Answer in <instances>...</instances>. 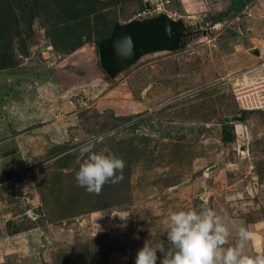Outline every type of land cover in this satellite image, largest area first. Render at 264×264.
<instances>
[{
    "label": "rangeland",
    "instance_id": "374dc122",
    "mask_svg": "<svg viewBox=\"0 0 264 264\" xmlns=\"http://www.w3.org/2000/svg\"><path fill=\"white\" fill-rule=\"evenodd\" d=\"M45 2L64 37L92 43L58 54L42 20L31 25L18 0H0V78L9 82L0 90V264H134L145 241L167 248L171 211L202 207L228 226L226 247L243 225L246 252H264V112L240 111L223 79L249 64L241 51L264 54V0L239 13L228 11L243 0H96L83 13ZM161 13L184 22L185 46L143 55L110 79L101 29ZM83 143L122 158L123 178L99 193L78 186Z\"/></svg>",
    "mask_w": 264,
    "mask_h": 264
},
{
    "label": "clouds",
    "instance_id": "9594fccd",
    "mask_svg": "<svg viewBox=\"0 0 264 264\" xmlns=\"http://www.w3.org/2000/svg\"><path fill=\"white\" fill-rule=\"evenodd\" d=\"M92 143H83L78 151L86 158L75 172L78 186L90 193H99L106 183H118L125 163L107 148L93 151ZM53 163V161H49ZM167 248L155 249L145 241L134 264H157V252L163 254L160 264H264V252H246L250 231L243 225L236 230L234 244H228L230 230L212 208L171 211L163 221Z\"/></svg>",
    "mask_w": 264,
    "mask_h": 264
},
{
    "label": "water",
    "instance_id": "95a60500",
    "mask_svg": "<svg viewBox=\"0 0 264 264\" xmlns=\"http://www.w3.org/2000/svg\"><path fill=\"white\" fill-rule=\"evenodd\" d=\"M183 26L182 20L166 13L115 25L110 36L97 45L101 68L110 79H114L143 55L183 48ZM249 53L258 58L262 56L257 48L250 49ZM238 147L244 149L242 145Z\"/></svg>",
    "mask_w": 264,
    "mask_h": 264
},
{
    "label": "trees",
    "instance_id": "16d2710c",
    "mask_svg": "<svg viewBox=\"0 0 264 264\" xmlns=\"http://www.w3.org/2000/svg\"><path fill=\"white\" fill-rule=\"evenodd\" d=\"M18 1H19L20 10H22L25 13L31 25H32V22H34L36 18L42 20L43 27L47 31V36L51 41V45L58 54L63 53L64 51H67V53H72L75 50H77L80 46H83L88 43H92V41L88 38L87 35H81L78 38V40H70L64 37L62 35L63 33L62 32V21L59 19V17L55 18L54 21L50 20V18H45V14H46L45 12L46 11L48 12V7L47 6L45 7L46 5L45 0H18ZM251 1L252 0H247L246 2H251ZM93 2H96V0H63V8L65 9V11L69 13L71 12L83 13L87 10L89 5ZM245 5L246 3L243 0L241 5H239L238 7L232 6V9L229 10L228 12L234 11L235 13H239L244 9ZM228 12L221 11L217 13L216 15L212 16L210 18L211 24L215 25L221 20H223V18L228 14ZM46 17H49V16H46ZM117 24L118 23L114 21L113 27ZM113 27L112 28L107 27L105 29L102 28L99 33V39L97 40V42L98 41L100 42L101 40L109 37L112 32ZM183 31L185 35L189 34L187 32L188 30H187V27H185V25L183 26ZM12 32H13V36H15L16 34H18L17 36H20L16 28H14ZM228 35L231 38L238 37V33H236L233 30H229ZM23 41L24 40H22V43ZM22 46L23 47H20V51H24L23 53H25L26 52L25 43H23ZM16 64L18 65V62L15 63L14 66ZM8 88H9L8 80L5 79L4 77H1L0 78V90L5 91ZM243 112L250 113L247 111H243ZM240 118L243 119L245 117H240ZM229 129L230 128H228V124L224 121L220 139L222 142L226 144L232 143L235 139V136L229 131Z\"/></svg>",
    "mask_w": 264,
    "mask_h": 264
},
{
    "label": "built area",
    "instance_id": "2783aa9c",
    "mask_svg": "<svg viewBox=\"0 0 264 264\" xmlns=\"http://www.w3.org/2000/svg\"><path fill=\"white\" fill-rule=\"evenodd\" d=\"M223 79L230 82L233 98L240 110L264 112V55Z\"/></svg>",
    "mask_w": 264,
    "mask_h": 264
},
{
    "label": "crops",
    "instance_id": "0c3cea01",
    "mask_svg": "<svg viewBox=\"0 0 264 264\" xmlns=\"http://www.w3.org/2000/svg\"><path fill=\"white\" fill-rule=\"evenodd\" d=\"M246 1H247V0H244L245 3H247ZM232 6H233V5H232ZM241 53H244L243 55H244L246 58H248L247 60H245L244 65L247 64V63H249V64H247V66H248V65H250V63H253V62L256 60V57L253 56L252 54H250L249 51H243V52L241 51ZM261 53H262V55H264V54H263V51H261ZM222 54H223V52H222ZM246 54H247L248 56H247ZM223 55L225 56L226 53H224ZM247 66H245V67H247ZM245 67H242V68H240V69H243V68H245ZM240 69H238V70H240ZM236 71H237V70H236Z\"/></svg>",
    "mask_w": 264,
    "mask_h": 264
},
{
    "label": "flooded vegetation",
    "instance_id": "af4514ba",
    "mask_svg": "<svg viewBox=\"0 0 264 264\" xmlns=\"http://www.w3.org/2000/svg\"><path fill=\"white\" fill-rule=\"evenodd\" d=\"M182 31H183V29H182ZM191 33V32H190ZM185 35V34H184Z\"/></svg>",
    "mask_w": 264,
    "mask_h": 264
}]
</instances>
